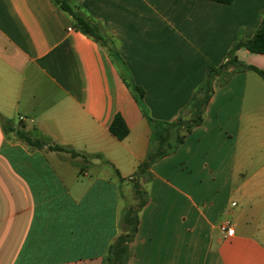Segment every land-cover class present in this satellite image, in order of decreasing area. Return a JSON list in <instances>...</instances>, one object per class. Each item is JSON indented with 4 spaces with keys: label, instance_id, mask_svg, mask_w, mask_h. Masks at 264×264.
<instances>
[{
    "label": "crops",
    "instance_id": "obj_1",
    "mask_svg": "<svg viewBox=\"0 0 264 264\" xmlns=\"http://www.w3.org/2000/svg\"><path fill=\"white\" fill-rule=\"evenodd\" d=\"M72 3L113 52L55 0H0V264H104L122 210L135 204L117 170L132 176L152 136L124 78L144 88L152 118L174 121L264 19V0ZM235 54L264 68L262 53ZM213 87L202 123L141 181L149 200L127 264H264V79L235 70ZM117 113L130 129L123 140L110 131ZM17 129L49 143L31 145Z\"/></svg>",
    "mask_w": 264,
    "mask_h": 264
},
{
    "label": "trees",
    "instance_id": "obj_2",
    "mask_svg": "<svg viewBox=\"0 0 264 264\" xmlns=\"http://www.w3.org/2000/svg\"><path fill=\"white\" fill-rule=\"evenodd\" d=\"M213 1L232 3L234 0ZM55 2L72 16L77 30L92 37L102 45L108 46L109 50L113 52L114 49L109 45L110 40L107 38L101 24L87 17L80 7L72 3V0H55ZM240 47H245L252 52L264 54V19L253 37L249 39L239 38L234 43L228 54V59L224 63L211 66L201 87L181 111L180 116L174 121H159L152 118L144 107V88L129 80L127 77L124 78L126 84L143 107L144 114L152 124V136L150 139L148 154L138 165L137 170L132 176L124 178L117 170L120 180L129 179L132 182L135 204L128 205L122 210L120 221L122 232L111 244L109 251L104 258V264H127L130 255V244L134 240L139 229V213L149 200L148 192L141 181L149 180L151 178L152 165L161 158L177 151V149L184 143L188 134L202 123L206 107L214 92V81L219 79L221 83H225L235 70L243 69H252L264 79V68L247 65L238 60L235 52ZM230 66H234L235 70L229 71L228 68ZM199 93H203V95L200 96ZM188 114H190V116L186 118V115ZM7 124L8 120H4V129L6 131H12L13 129ZM110 131L119 140H123L128 136L130 129L122 114L117 113L115 115L110 125ZM16 134L27 143L38 147H42L44 144L49 143L46 137L32 136L29 132L23 129H17ZM50 148L58 151H68L74 157L83 155L87 158L85 154H82L69 146L55 144L50 145ZM94 157H102V155L94 154Z\"/></svg>",
    "mask_w": 264,
    "mask_h": 264
},
{
    "label": "built area",
    "instance_id": "obj_3",
    "mask_svg": "<svg viewBox=\"0 0 264 264\" xmlns=\"http://www.w3.org/2000/svg\"><path fill=\"white\" fill-rule=\"evenodd\" d=\"M69 30H73L72 27L69 28ZM20 120H26V116H20ZM222 230L223 232L226 234V236H232L234 234V228L233 226H231V224L229 222H226L222 225Z\"/></svg>",
    "mask_w": 264,
    "mask_h": 264
},
{
    "label": "rangeland",
    "instance_id": "obj_4",
    "mask_svg": "<svg viewBox=\"0 0 264 264\" xmlns=\"http://www.w3.org/2000/svg\"><path fill=\"white\" fill-rule=\"evenodd\" d=\"M16 119H17V116H16Z\"/></svg>",
    "mask_w": 264,
    "mask_h": 264
}]
</instances>
